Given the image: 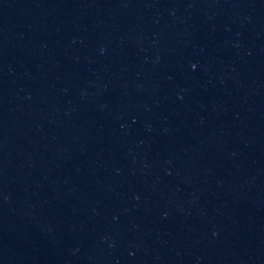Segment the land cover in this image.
Masks as SVG:
<instances>
[{
    "label": "water",
    "instance_id": "1",
    "mask_svg": "<svg viewBox=\"0 0 264 264\" xmlns=\"http://www.w3.org/2000/svg\"><path fill=\"white\" fill-rule=\"evenodd\" d=\"M0 264H264V0H0Z\"/></svg>",
    "mask_w": 264,
    "mask_h": 264
}]
</instances>
